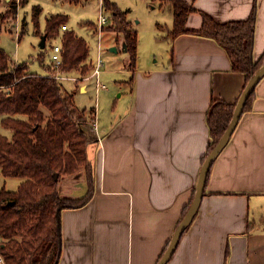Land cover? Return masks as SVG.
Instances as JSON below:
<instances>
[{"label": "crops", "instance_id": "0c3cea01", "mask_svg": "<svg viewBox=\"0 0 264 264\" xmlns=\"http://www.w3.org/2000/svg\"><path fill=\"white\" fill-rule=\"evenodd\" d=\"M187 1L195 8L186 22L191 30L201 28L202 11L224 22L247 18L256 3L254 54L257 59L264 54V0ZM166 6L173 17L170 26L158 23L167 43L161 61L137 60L133 70L123 61L131 76L117 80L118 97L107 91L106 107L97 106L100 139L90 120L85 124L95 138L89 146L94 190L85 205L61 211L58 264H158L191 208L184 216L210 142L211 101L236 102L244 89V73L231 69L227 52L215 40L191 32L170 34L174 13ZM77 33L89 42L93 60L89 39ZM103 33L104 28L98 54H103ZM121 42L113 36L117 50ZM130 78L131 83H122ZM254 88L251 108L241 114L212 164L199 209L166 264H264V75ZM84 89L89 84L79 91ZM8 179L0 178V188H7ZM12 181L7 189L16 190L21 180ZM60 184L67 197H83L88 190L84 171Z\"/></svg>", "mask_w": 264, "mask_h": 264}, {"label": "trees", "instance_id": "16d2710c", "mask_svg": "<svg viewBox=\"0 0 264 264\" xmlns=\"http://www.w3.org/2000/svg\"><path fill=\"white\" fill-rule=\"evenodd\" d=\"M162 1L170 5L174 13L170 34L177 36L191 32L215 40L227 52L231 69L244 73L245 89L264 61V54L258 59L254 54L257 4L247 18L224 22L202 11L201 28L191 30L186 22L195 10L192 4L187 0ZM103 3L104 9L114 18L113 30L122 33L129 55L127 67L133 70L138 57V34L128 18L129 10L111 0H103ZM39 15L38 12L33 14L37 29ZM62 21L64 17L58 14L46 19V41L59 30ZM24 31L22 27L19 38ZM62 44L60 72L80 70L86 73L89 67L85 62L90 54L88 41L68 30L63 34ZM38 56L41 58V54ZM28 63L23 61L14 66L13 56L0 41V178L21 180L16 190L0 188V255L6 264H58L61 211L85 205L93 194L95 173L89 146L95 138L85 127L89 120L86 108L80 109L76 105L74 93L49 72H31ZM132 79L123 83H131ZM254 89L250 91L242 113L251 108ZM239 98L236 102L212 99L207 112L210 142L203 162L225 134ZM91 112L93 114V110ZM81 171L86 174L87 193L83 197L61 195V179ZM194 195L195 191L184 216Z\"/></svg>", "mask_w": 264, "mask_h": 264}, {"label": "rangeland", "instance_id": "374dc122", "mask_svg": "<svg viewBox=\"0 0 264 264\" xmlns=\"http://www.w3.org/2000/svg\"><path fill=\"white\" fill-rule=\"evenodd\" d=\"M28 1L30 0H1L0 2V21L3 23H0V41L14 59L17 61L20 59V61L24 60L29 62V70H31V72H33V69H36L41 73H57L58 70L55 68L51 59V49L54 45L59 44L63 51V34L68 30H73L79 35L77 33L78 31L81 35L87 37L91 43V53L94 57L93 60L95 61L97 59L98 40L100 39L101 33L99 32L100 29L96 22H98L101 13V0H89L88 2H84L86 1L84 0V3L82 4H70L69 2L56 0H31L30 3H28ZM118 2L119 5L124 7V10H129L128 16L133 20L137 30L139 41L138 63L140 60L142 62H145V60H148L149 62L155 60L161 61L164 52V45L166 46L167 43L161 38L162 29L158 27V23L170 26L173 17L171 10L166 6L167 4L163 3L162 0H118ZM35 5L37 6L36 9L33 8ZM34 12L40 13L38 16V29L35 24L36 22L33 19ZM102 13L109 19L106 26H103L102 57L104 58L105 64L101 75V80L108 86V89H102L97 93L94 79L90 80L87 78L91 75L92 70L93 60L90 59V54L85 62L89 67L86 73L83 74L80 70L65 71L66 76L73 77V79L68 78L60 80L65 85L66 89L68 88L67 90L74 93L76 105L81 109L86 108V114L89 117V123L92 126L91 129H93V131L95 130L93 122H91L93 119L91 111H94V108L97 105L98 107L101 106V109L106 107L104 105V100L105 94L109 95L107 91H110V97H113L112 94L115 97H118V92L122 90L118 88L117 84L119 83L117 80L122 78L126 79L131 76L129 71L124 69L123 66V61L125 62V66L128 65V52L123 51L122 49L120 50V48L116 52L111 51L112 46L117 45L112 43L113 36H119L122 38V33L113 30L115 27L114 18L111 15H107V12ZM53 14L63 16L64 21L60 23L59 30L48 38L46 41L47 46L44 49L39 45L41 35L44 34L46 19ZM64 14L67 15L66 18ZM84 22L89 25L84 27L81 26V23ZM14 23L19 24L15 26ZM63 23L69 24L71 28L68 27V29H63ZM22 27L25 31L22 33L21 38H19ZM86 28L90 29L93 34L97 33L98 36L95 35L94 37L89 34L88 29ZM117 46L119 47V45ZM40 54L41 58L38 56ZM14 66H16V62ZM126 83L129 84L130 82ZM87 84H89L88 91L85 92L86 90L84 89L83 92H80L79 90L82 86L87 88ZM116 90L118 91L116 92ZM0 129H2L1 126ZM64 178L65 176L61 181ZM12 180H17V178L8 179L7 188H10L13 182ZM62 193L63 195L65 194L64 192Z\"/></svg>", "mask_w": 264, "mask_h": 264}, {"label": "water", "instance_id": "95a60500", "mask_svg": "<svg viewBox=\"0 0 264 264\" xmlns=\"http://www.w3.org/2000/svg\"><path fill=\"white\" fill-rule=\"evenodd\" d=\"M46 38H47V36L45 33L41 35V41L39 44L41 48L45 47ZM121 49L123 51H127V45H126L125 41L121 42ZM111 50L114 52L118 51L117 46H112ZM263 75H264V63L262 64L260 69L256 72V74L249 80L246 88L242 92V94H241V96H240V98L236 104L235 111L233 114V118H232L225 134L220 139V141L215 146V148L212 150V152L207 156L205 161L202 163L191 208H190L189 212L187 213V215L184 217L183 221L176 228V230L173 234V237L171 238V241L169 242V245H168L165 253L163 254V256H162V258L158 264H166V262L168 261V259L170 258V256L172 255V253L174 251V248L177 244L178 239L183 234V232L186 230V228L190 225L191 221L193 220L194 216L196 215V213L199 209V206L201 204V201H202L203 187H204V182H205V179L207 176V172H208L209 168L212 166V164L214 163L215 159L220 154V152L223 150V148L229 142V140H230V138H231L238 122H239V119H240L242 111H243V107L246 103V100L249 96L250 91L255 87V85L262 78ZM55 177L57 179L58 174H56ZM59 190H60V186H59Z\"/></svg>", "mask_w": 264, "mask_h": 264}, {"label": "built area", "instance_id": "2783aa9c", "mask_svg": "<svg viewBox=\"0 0 264 264\" xmlns=\"http://www.w3.org/2000/svg\"><path fill=\"white\" fill-rule=\"evenodd\" d=\"M101 6L102 7H101V13L99 16V24H98V27L100 29V33L102 31L103 26L108 23L107 16L102 13L104 10L103 0H101ZM62 28L67 29L68 28L67 24H63ZM51 51H52L51 59L54 63L55 68L58 70L57 73L53 74V76L59 80H64V79H68V78L73 79V77H68V76H66L65 73L60 72V67H61V62H62V47L59 44H56L53 46ZM104 64H105L104 58L102 57V54L99 53L97 59L92 62L91 75L87 77L90 80L94 79V84H95V88H96L97 93H99L102 89L107 88V85L105 83H103L101 80V75L103 72ZM97 106H95L94 111H93L94 117H93L92 122H93V127H94V130L96 132L97 138L100 139V135L98 132ZM0 261H1V264H6V262L4 261L2 256H0Z\"/></svg>", "mask_w": 264, "mask_h": 264}]
</instances>
